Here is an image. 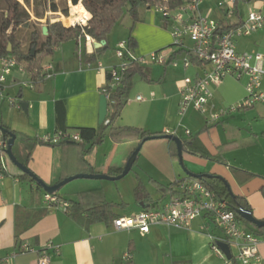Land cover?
Masks as SVG:
<instances>
[{
	"label": "crops",
	"instance_id": "crops-1",
	"mask_svg": "<svg viewBox=\"0 0 264 264\" xmlns=\"http://www.w3.org/2000/svg\"><path fill=\"white\" fill-rule=\"evenodd\" d=\"M218 2L205 0L199 12L230 25L244 21L250 11L264 10V0H243L251 5L246 14L238 10V2L236 12L227 14ZM187 3L183 0V4ZM145 7L149 8L148 12L141 16L138 10V20L128 36V30L120 35L112 31L102 44L90 35V38L82 36L62 43L57 54L44 58L43 64L50 63L52 68L50 76L40 83L32 84L29 74L20 65L12 70L0 90V124L16 134L14 153L20 161L27 160L29 169L48 185L78 173L115 175L123 170L140 143L137 137L117 139L106 129L105 137L99 142L70 141L53 146L42 143L41 138L61 129L56 108L59 100L65 104L67 128H100V99L106 94L111 78L109 72L97 71V62L101 61L106 68L119 65L122 60L117 56V46L132 35L135 44L130 48L131 53L147 58L146 63H139L147 77L140 73L133 76L126 104L113 124L139 127L149 134L176 130L183 142L196 137L198 145L223 161L204 158L186 149L184 165L194 173H210L226 179L234 195L244 197L254 216L264 219V103L244 110V116L228 114L215 122L193 109L181 115L179 105L184 78L195 79L206 67L196 61L185 67L183 60L189 56L186 48H173L176 55L172 59L178 60L177 66L169 59L161 65L151 62L148 54L172 45L173 24L154 7ZM37 9L42 13L40 17L35 15L41 30L47 25L44 18L55 22L61 14L60 9L49 12L46 8ZM188 13L187 18L191 15ZM48 15L55 16L48 18ZM23 28L26 30L20 31ZM33 28L16 30L24 50L30 48ZM235 43L238 52L262 54L264 65V28L236 38ZM192 44L191 40H186L187 48ZM89 54L96 58L90 66L86 61ZM247 81L246 75L241 78L226 76L212 87L213 103L220 108L241 101L246 94ZM138 96L144 100H139ZM21 102L28 103L27 111ZM228 118L238 123L240 137L230 134L229 128L224 126ZM242 139H247L250 147L258 148L259 158L233 165L229 156L240 148ZM235 168L239 171H234ZM242 170L252 176H246ZM131 171L135 177L129 180L74 179L65 192L62 189L67 184L60 189L61 193L59 191L65 199L79 203L77 210L67 211L59 206L50 207L45 202L46 191L42 186L22 176L23 171L0 150V264H37L39 252L49 243L52 244L47 248L50 264H226L223 256L213 251L210 237L211 234L220 237L222 231L205 215L195 218L187 229L157 224L146 234L139 229L118 230L112 221L89 222L85 211L101 201L116 204L113 210L118 217L160 207L178 192L175 181L190 176L179 162L176 143L164 137L143 143ZM140 181L149 196L145 202L135 195ZM261 238L259 254L262 259L258 264H264V238ZM20 243L32 249L20 253ZM14 252L18 253L11 258ZM232 252L236 254L234 248ZM128 253L129 258L126 257Z\"/></svg>",
	"mask_w": 264,
	"mask_h": 264
},
{
	"label": "built area",
	"instance_id": "built-area-1",
	"mask_svg": "<svg viewBox=\"0 0 264 264\" xmlns=\"http://www.w3.org/2000/svg\"><path fill=\"white\" fill-rule=\"evenodd\" d=\"M187 1V4L182 3L176 8L162 4V2L149 6L154 7L163 15L167 22L173 24V43L169 48L148 54V59L153 63L165 64L170 55L174 53V47L186 48L201 60V64L206 67L203 73L195 79L184 78L181 86L179 113L185 115L189 109H193L206 116L207 120L215 122L230 113L244 111L259 103H264V89L262 88L264 79L263 55L252 52H238L235 43L236 38L251 35L264 28V10L250 11L244 21L227 27L221 21L199 12L201 4L205 0ZM238 1L219 0L218 5L227 14H234ZM188 12H191V15L187 18ZM90 18V15L85 16L71 24L84 27L88 24ZM86 37L90 38L87 34ZM187 39L193 43L188 48L186 46ZM116 53L122 60L119 65L106 68L99 61L96 66L98 72L107 71L110 73V87H116L121 83L130 58L141 64L147 61L145 56L132 55L131 50L128 48L127 40L119 42ZM15 59L11 54L1 58L0 90L4 88L7 76L16 66L20 65L25 69ZM170 63L177 66L178 60L171 59ZM183 63L185 67H188L192 61L187 56L184 58ZM87 65L90 66L91 62L87 61ZM51 68L52 65L50 63L42 65L46 78L50 76ZM229 75H234L237 78H241L244 75L247 76L246 96L235 104L218 108L213 103L214 94L212 87ZM138 99L144 100L142 96H138ZM105 122L109 123L107 118ZM186 132L188 134L191 133L188 129ZM165 134L177 135V132L176 130L168 129ZM41 141L46 144H58L70 141L82 142L83 138L79 132L60 130L43 136ZM6 148L7 140L2 139L0 142L2 155L6 154ZM174 186L178 187V192L173 194L162 206L144 209L132 216L116 217L113 221V226L118 230L139 229L143 234H146L153 225L157 224L187 229L195 218L205 215L222 231V236L211 234L210 237L212 238L213 251L217 255L223 256L226 264H235L236 262L237 264H258L261 261L262 257L259 254L261 236L239 221L236 213H234L235 211L229 208L228 201L225 198L219 197L214 190L203 182L190 176L176 180ZM44 194L45 202L50 207L59 206L64 210H68L70 206L68 200L48 192ZM219 241L229 244L232 253L231 258H227L220 249ZM51 246L52 244L49 243L46 249L39 252L37 264L51 263V257L47 251V248ZM233 248L236 250V254H233ZM31 249L27 244L20 243L18 252L23 253ZM18 252H14L10 257H15ZM126 257L129 258L130 253L126 254Z\"/></svg>",
	"mask_w": 264,
	"mask_h": 264
},
{
	"label": "trees",
	"instance_id": "trees-1",
	"mask_svg": "<svg viewBox=\"0 0 264 264\" xmlns=\"http://www.w3.org/2000/svg\"><path fill=\"white\" fill-rule=\"evenodd\" d=\"M74 5H79L80 1L83 2L85 9L91 13V18L88 21V24L84 27L80 25H71L65 26L61 22H51L47 21L48 33L45 35L44 40L39 41L40 32L36 29H33L31 32V47L36 46V54H31V48L27 51L23 50L21 47V42L17 37L16 30L19 27H34L38 28V24L40 23L38 20H34L31 16V13L26 8V6L21 3L20 0H0V58L10 55H13L17 60V62L24 66L25 71L30 76V82L32 84L40 83L41 81L46 79V74L43 73L42 65L46 56L51 55L54 51L59 48L62 43L69 39L80 38L82 36L90 35L93 37L97 43L106 42L107 36L111 33L114 26L119 22L125 13L131 14L134 22L138 20V10L141 6H150L151 4L162 2V4L169 5L172 8L180 6L183 3V0H71ZM26 4H29V0H24ZM46 9H50L52 11H58L60 8L55 0H45ZM34 13L37 17H40L42 13L38 11L37 8H34ZM66 15H68L69 11L67 8L64 9ZM227 27L233 26V24L226 25ZM42 33V32H41ZM134 38L132 35L128 37V48H132L134 46ZM12 45L11 52L8 51L9 45ZM105 48V47H104ZM176 52L172 53L169 57V60L175 57ZM190 56V60L192 62L196 61L198 63H202L193 53L190 51L187 52ZM86 61L93 62L96 60L95 55L89 54L86 55ZM136 73L142 74L145 78L147 77L146 73L139 66V63L130 58V62L128 67L122 77L121 83H119L116 87L107 86L105 89V93L108 95V115L107 119L109 123L104 122L101 124L100 128H92V127H81L78 129H70L65 125L66 115H65V104L64 101H57V120L61 126V129L57 131H70V132H79L83 138L82 142L94 140L96 142L101 141L105 135V130L108 129V134L117 139H125L128 137H137V139L141 142L145 137L154 135L149 134L148 131L134 126H115L113 123L120 116L121 111L126 104V95L130 88V84L133 76ZM3 125V124H2ZM5 128L12 131L9 127L3 125ZM159 135L165 133H158ZM9 135L7 133H2V139L8 140ZM44 143L43 141H41ZM65 142H60L58 144H49L53 146H57ZM185 150L189 149L191 153H200L205 157H214L220 161H223L220 156H211L210 153L202 146L198 145L197 138H193L192 140L184 141ZM139 156V155H138ZM22 162V161H21ZM23 163L27 166V160L23 161ZM234 171H239L238 169H234ZM122 172L120 170L118 175ZM244 172L246 176L251 177L252 174L250 172ZM22 176L30 179V181H35V179L27 173H23ZM207 185L209 188L214 190L219 197L225 198L228 201L229 208L236 213L237 218L241 223L246 225L248 228L256 232L259 236L264 238V227L258 228L256 225L246 221L243 219L237 212L236 207L238 205H242L245 208L251 210L250 205L247 200L239 195H234V197L229 193V190L224 184L223 180L218 177L212 178H204L198 179ZM54 195L59 198L65 199L60 193L55 192ZM135 195L141 201H147L149 196L147 192L144 190L142 182L136 186ZM68 200V199H66ZM70 202V206L67 211H74L79 208V203L74 200H68ZM117 205L109 202V201H101L95 203V205L85 211L86 219L89 222L94 221H114L116 219L117 214L114 212V207Z\"/></svg>",
	"mask_w": 264,
	"mask_h": 264
},
{
	"label": "water",
	"instance_id": "water-1",
	"mask_svg": "<svg viewBox=\"0 0 264 264\" xmlns=\"http://www.w3.org/2000/svg\"><path fill=\"white\" fill-rule=\"evenodd\" d=\"M42 32L44 35H47L48 33V26L44 25L42 28ZM102 44V43H99ZM12 45L10 44L8 47V51L11 52V47ZM31 54L35 55L36 54V46L34 45L31 48ZM21 106L24 109V111H27L28 108V103L26 102H21ZM108 108H109V103H108V98L106 94H103L101 96L100 99V115H99V123L102 124L105 122L107 115H108ZM0 130L2 131V133H7L9 135V138L7 140V148H6V154L8 156V158L17 166V168H19L20 170L23 171V173H27L30 176H32L35 181H37L42 188L50 193L53 194L55 192H58L63 186H65L67 183L73 181L74 179H78V178H92V179H107V180H119L123 177H125L132 169L136 159L138 158L139 152L142 149L143 143L147 140L150 139H155V138H167L170 139L172 141H174L177 145V149H178V157H179V162L182 166V168L185 170V172L187 173V175L193 176L195 178L198 179H204V178H212V177H218L221 178L224 182V184L226 185L225 187L228 188L229 193L234 197V193L231 189V186L229 184V182L224 179L221 176L218 175H214V174H210V173H194L192 171H190L185 165H184V161H183V153L185 151V146H184V142L182 140V138H180L177 135L174 134H154V135H150L145 137L137 146V149H135L133 151V153L131 154L130 158L128 159L127 163H125V167L122 170V172L118 175H109V174H102V173H78L69 177H66L65 179H62L60 182L53 184V185H48L46 184L43 180H41L40 178H38L30 169L28 166H26L23 162H21L18 157L16 156V154L13 151V146L15 144V140H16V134L11 132L9 129L5 128L3 125L0 124ZM236 212L246 221L256 225L258 228L264 227V219H258L254 216V214L252 213V210L245 208L242 205H238L236 207ZM218 245L220 247V249L225 253L227 258H231L232 257V253H231V249L228 243L223 242V241H219Z\"/></svg>",
	"mask_w": 264,
	"mask_h": 264
},
{
	"label": "rangeland",
	"instance_id": "rangeland-1",
	"mask_svg": "<svg viewBox=\"0 0 264 264\" xmlns=\"http://www.w3.org/2000/svg\"><path fill=\"white\" fill-rule=\"evenodd\" d=\"M21 1V3H23L25 6H26V8L29 10V12L31 13V16H32V18L33 19H35L36 20V16H35V13H34V10H33V7L34 8H39L40 10H43V8L45 7V0H29V4H26L25 2H24V0H20ZM55 2L58 4V6H59V8H60V15H58L57 16V18H58V20L57 21H55V22H61L62 24H63V22L66 24V25H68V26H71V23H66L65 22V19H63L64 17L63 16H65V17H69L70 16V14H71V5L73 4L72 3V1H70V2H68V0H55ZM78 4H82L83 6H84V4H83V2L82 1H80ZM74 5V4H73ZM237 7H238V10L239 11H241V13H244V14H246L247 13V7L249 8V7H251V5L249 6V2L246 4V3H244L243 2V0H239L238 1V3H237ZM65 8H67L68 9V15H66L65 14V12H64V9ZM147 10H149V8H147V7H145V6H141L140 8H139V11L141 12L140 14H141V16H143L144 14H146L148 11ZM49 11H51L50 9H48L47 10V12H49ZM139 14V15H140ZM158 14H159V12H158ZM160 15V14H159ZM49 16L50 15H48V18H49ZM52 17L53 16H55V15H51ZM50 16V17H51ZM60 18H61V20H60ZM44 21V23L45 24H47V21L49 20H45V18L43 19ZM134 20H133V17L131 16V14H129L128 12L127 13H125V15L122 17V19L119 21V22H117V24L114 26V28H113V32L115 33V34H117V35H120V34H122V33H125V31H127V36L130 34V32L132 31V27H133V25H134ZM64 25V24H63ZM39 26V25H38ZM33 29H36L37 31H41V27L39 26L38 28L36 27V28H33ZM26 29L25 28H23V29H20V31H25ZM111 31V32H112ZM17 37H18V35H17ZM44 38H45V35H43L41 32H40V36H39V41H42V40H44ZM18 39L20 40V38L18 37ZM20 42H21V40H20ZM28 45V44H27ZM26 45V46H27ZM30 45H31V42H30ZM29 45V46H30ZM21 47H22V42H21ZM33 47V46H32ZM31 46H30V48H32ZM78 48L80 49V46H78ZM29 49V48H28ZM28 49H26L25 51H27ZM24 50V49H23ZM57 50H58V48L54 51V53L53 54H57ZM53 54H51V55H53ZM46 58V57H45ZM44 59V58H43ZM44 61H45V59H44ZM137 79H139V80H141L140 79V77H136ZM228 78V77H227ZM225 79V78H224ZM223 79V80H224ZM214 93V92H213ZM245 96H246V94H245ZM244 96V97H245ZM224 107H228V106H224ZM237 114V115H242V116H244L243 115V111H237V112H233V113H230L229 115H232V114ZM226 121H227V123H225V127L227 128H229L228 129V132L230 133V134H232V135H234V136H236V137H240V128L238 127V123L237 122H234V120H231V119H226ZM221 128V130L223 129L222 128V126L220 127ZM241 145H240V148L237 150V151H234V153L232 154V157L231 156H229V159H230V163H232L233 165H239V164H241V163H243L242 161H246V160H248L249 158H259V156L256 154L257 152H258V148H256V147H250V145H249V143H248V141H247V139L244 141V139H242L241 141ZM135 177V174H134V171H131V172H129L125 177H123V178H121V179H119V180H123V179H125V178H127V179H125V180H129V178H134ZM72 182V181H71ZM71 182H69V183H67V185L62 189L64 192H65V188H68L67 186H69V184H72ZM62 190H59L60 191V193H61V191Z\"/></svg>",
	"mask_w": 264,
	"mask_h": 264
},
{
	"label": "bare ground",
	"instance_id": "bare-ground-1",
	"mask_svg": "<svg viewBox=\"0 0 264 264\" xmlns=\"http://www.w3.org/2000/svg\"><path fill=\"white\" fill-rule=\"evenodd\" d=\"M89 16V12L84 8L83 5H72L71 14L69 17H64L66 23H75L78 19L82 17Z\"/></svg>",
	"mask_w": 264,
	"mask_h": 264
}]
</instances>
